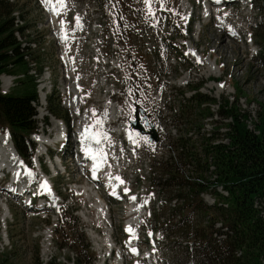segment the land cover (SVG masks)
<instances>
[{"label": "rangeland", "instance_id": "rangeland-1", "mask_svg": "<svg viewBox=\"0 0 264 264\" xmlns=\"http://www.w3.org/2000/svg\"><path fill=\"white\" fill-rule=\"evenodd\" d=\"M8 1L12 3L11 7H14L13 13L16 14L17 11L20 19L23 21L22 24L28 27L23 30L24 34H28V37H22L20 44L25 47L27 46V42L34 39V48L38 49V41H40L39 44L41 45V42L48 40V38L43 37L42 32H37V29L34 27V25L38 24V21L35 22L38 16L36 10H34L37 8V4L34 3V0ZM171 1L175 5L174 1ZM244 1H246L245 9L239 7V5H242L241 3L237 4V7L229 5L226 8H219V10L211 8L210 12H212V14L216 11L217 13L210 15L212 18L209 20V17L205 16L207 14L205 13L206 10L203 12L204 18L200 15V7H194L192 26H194V24H201V31L197 39L193 27L192 30H186L181 26L180 20H182L181 17H183L181 12L182 7H175L173 5V8H167L163 16V19L167 20V25L162 28V32L156 34L157 43L162 44V40L169 48L171 64L166 69L165 75L160 76L158 82H155L157 89L163 91L164 99L153 108L156 109L162 105L167 106V108L164 109L166 114L165 123L171 121V124H175V122H177L181 136H184V138L188 140L189 146L200 156H202L203 147L207 142L215 145L226 144L228 140L226 137V132L228 131L227 124L229 125L232 122L229 117L223 118L218 114L216 104L210 102L200 107L198 103H196V105L195 103H191V95L195 92L192 87H198L200 92L215 98L218 102L224 101L225 97L231 102H236L239 107L238 110L241 108L239 112L247 115V120L244 121V123H246V128L250 131H256L254 130L253 123L264 114V59L259 55L262 49L264 53V12L257 10V3H253L252 0ZM130 2L131 0L125 1L123 4L124 8L121 6L122 11H125V8L130 6ZM132 2L134 8L138 10V16L141 15V12L143 19L145 17L148 19L150 18L151 13L148 11L149 9H154V13L156 14L159 12L160 5L168 4V0H143L141 2L135 0ZM181 2L186 3V0H180V3ZM239 2H241V0H239ZM2 14H4V10ZM224 14H226V17L223 16ZM259 22H263L262 25L254 30ZM184 23H186V21H184ZM245 23L248 26L247 32L246 29H244ZM221 25L225 33L229 31L230 25L243 26V30L246 34L245 36L240 35V38L238 35L234 34V39H228L221 33V29L217 27H222ZM251 26L254 28L252 29ZM138 31L140 33L139 42L141 43V28H139ZM248 32L249 35H247ZM190 42L192 44H190ZM195 45V50L202 52L200 56L211 58L213 61L211 66H213V69H216L215 73L211 71L213 70L212 68L211 70H207L208 66H202L201 63H203V61L197 63V56L190 60L186 57L188 56L190 47L194 48ZM147 48L146 55H144L143 52H140L139 55L142 60L145 62L148 61V68L153 69L159 59L155 52L151 37H148ZM214 48H216V51ZM47 50V53H43L42 55H38V50H33L31 51V56L34 59L36 58L35 61L38 67L50 65L56 68V66L52 65V62L56 60L55 47L52 43L47 45ZM138 52L136 48V58ZM160 64L163 65L161 62ZM14 68L17 69L18 73L16 72V74H13L16 85L14 86L15 88L12 89V94H15L16 90L19 91L21 81L29 79L27 76L21 78L19 74L22 73L24 67L21 66L17 68V66H15ZM44 75H47V71L41 74L38 79H42ZM5 76L4 74H0L1 85L5 83L3 82V80H6V78H4ZM156 96L157 95H154V97ZM53 101L57 103L56 98H54ZM217 101L215 102L217 103ZM35 108L37 111H43V108L39 105H35ZM205 109H208L211 114L203 115ZM182 113H184L183 116L181 115ZM73 114L76 115L75 113ZM51 140H55V138ZM41 149L43 148L41 147ZM166 149L167 147L164 145L163 149H156L154 153L159 156H166L164 151ZM170 153L173 154L174 152L170 149ZM145 162H147L146 157L140 161L141 164ZM187 168L188 166H184V169ZM70 170L68 177L65 175L64 178L57 179L56 183L59 184L61 179H64L63 182H68V184L73 181H79L76 166H73ZM152 170L153 165L151 166L150 173L145 174V178H140L139 185L133 186V190L137 191L139 196L143 195L144 189L152 185V183H150ZM198 174L199 172L197 173V177L199 176ZM203 174L206 178H210L209 168L203 172ZM80 183L83 184V179H80ZM59 187L62 192H60L61 195L63 197H68V199L63 207L60 208L61 213L58 215L56 213H48L43 217L41 215L29 216L22 211L20 206L7 200L8 205H6L10 207V210L9 208L8 210L10 215H12L11 219L9 216L8 219L5 220V222H7V231L4 230V226L6 225H4L1 220V204L5 199L2 196L3 192L0 191V261H3L4 264H47L48 258L53 254V256L67 264H70V262L73 264L77 256L79 257V263L75 262L74 264L89 263L88 260L91 256L87 251V248H89L87 245L88 242L74 227L75 224L70 217L71 209H69V204H73L74 211L77 213L82 214L86 211L79 206V203H84L81 191L77 190L71 192L73 194L72 198V196H67V191L63 190L60 185ZM87 188L91 194H94V191H91L89 186L85 187L84 192H86ZM86 198L89 201L96 202L95 198L88 197L87 193ZM207 198V202L211 203L209 196H207ZM155 199L156 194L152 193L150 201L152 204L154 203L153 218L155 214L159 216L162 215L160 206L163 209L165 208L160 201L155 202ZM159 199L162 198L158 197V200ZM220 205L222 204L220 203ZM262 209L263 211H261L260 215L264 220V202L262 203ZM121 213L123 212L121 211L114 215L113 226L115 223H119V227L121 226L122 223L120 219L124 215ZM78 219L81 220V217ZM162 219L163 218L160 217L159 221L161 222ZM153 221L157 227L162 229L155 218ZM80 223L85 229L89 227L85 222L80 221ZM48 226H51V237L54 240L51 238L48 242H42L41 237L45 236L46 227ZM162 231L165 233L163 229ZM171 234L177 237H174V239L170 241L165 239L161 241L154 240L153 243L156 244L159 251V254L155 255L154 258L160 260L159 262L164 264H181L182 261L186 264L187 258L184 256L185 253L181 255L180 251L183 248L182 243L187 242V238L185 234L181 233L180 229L176 230V227H173ZM114 236H120V233L117 232L116 229H114ZM52 242L54 246L58 248H53ZM85 245L87 248H85ZM140 247L147 250L146 244H140ZM149 247L151 248V245L148 246V248ZM235 256H237V254H235ZM130 257L133 259L136 256L132 255ZM176 259H180V261L177 262Z\"/></svg>", "mask_w": 264, "mask_h": 264}, {"label": "trees", "instance_id": "trees-1", "mask_svg": "<svg viewBox=\"0 0 264 264\" xmlns=\"http://www.w3.org/2000/svg\"><path fill=\"white\" fill-rule=\"evenodd\" d=\"M264 12V0H257ZM11 4L0 1V73L8 71L10 56L7 49H16L17 40L13 35V9ZM4 10V14H2ZM16 51V50H15ZM207 100L200 99L199 104ZM218 114L230 118L226 137L228 144L205 147V154H211L216 168V178L194 184L193 191H210L211 187L221 185L229 193V208L224 214V223L232 233L230 241L220 242L206 233L203 251L217 264H264V220L261 209L254 207L257 200L264 202V114L253 123L254 130L246 128L247 115L240 113L238 105L227 100L218 104ZM33 108L27 98L0 95V122L15 131L30 132L33 123L27 119ZM22 141H17L20 145ZM23 152L25 147L23 145ZM193 204V203H188ZM240 251L236 257L234 251ZM54 261L52 264H55Z\"/></svg>", "mask_w": 264, "mask_h": 264}, {"label": "bare ground", "instance_id": "bare-ground-1", "mask_svg": "<svg viewBox=\"0 0 264 264\" xmlns=\"http://www.w3.org/2000/svg\"><path fill=\"white\" fill-rule=\"evenodd\" d=\"M211 8H215L216 9V6L215 5H213V4H211V3H209L208 4V6L206 7V11H205V13H207L205 16L206 17H210V15H212V12H210V10H211ZM213 11H215V10H213ZM214 13V12H213ZM15 15L16 14H14L13 12H12V16H13V18L15 17ZM205 18V17H204ZM231 32H232V30H231ZM211 36V35H210ZM221 44V43H220ZM38 45V44H37ZM217 47V46H216ZM190 49H193L192 47H190ZM220 49V48H219ZM194 50V49H193ZM214 50L216 51V48H214ZM223 50V49H222ZM192 55L193 56H197L198 57V60L199 61H203V63H205L206 64V67H207V70H211V65H212V60H211V58L210 57H203V56H200L201 54H199V52H193L192 53ZM197 60V59H196ZM197 60V61H198ZM210 60V61H209ZM210 62V63H209ZM215 68V67H214ZM213 69V68H212ZM211 71H213L214 73L216 72V69H213V70H211ZM211 73V72H210ZM1 80V79H0ZM3 82H5V80H3ZM219 87V86H218ZM72 111H73V113H75L76 114V116H79L80 115V113L78 112V110H77V108H73L72 109ZM45 138H43L42 139V141H43V143H41L40 144V146L44 149V146H45V144L46 143H50V142H52V141H55V140H49V141H45L44 140ZM169 147V146H168ZM8 149H9V144H7L6 146H4V145H1V139H0V155L2 156V157H5V154L7 153V151H8ZM1 162V161H0ZM15 168H16V164L14 163V165H13ZM16 170H17V173H19V174H23L22 173V168L20 169V171H18L19 169H17L16 168ZM208 174V173H207ZM27 181L25 180L24 181V184L26 183ZM89 188L91 189V191H94V194L92 193H90L89 192V189L87 188L86 189V193H87V195H88V197H92V198H95V200H96V203L97 204H104V200L98 195V193H97V191L96 190H94V188H92L91 186H89ZM93 189V190H92ZM90 199V198H89ZM208 199V198H207ZM210 200V199H209ZM4 208H5V210L3 211V213H2V216H1V220L2 221H4V224L6 225V223H5V220L6 219H8V217L10 216V212H9V210H8V206L6 205V202H4ZM133 209H134V211L135 212H140L141 211V207H139L138 205H133ZM48 232V230L46 231V233ZM49 233V232H48ZM44 248H45V246H44ZM43 249V248H42ZM42 251V250H41ZM48 254V253H47ZM49 259V258H48Z\"/></svg>", "mask_w": 264, "mask_h": 264}, {"label": "snow or ice", "instance_id": "snow-or-ice-1", "mask_svg": "<svg viewBox=\"0 0 264 264\" xmlns=\"http://www.w3.org/2000/svg\"><path fill=\"white\" fill-rule=\"evenodd\" d=\"M62 6V5H61ZM55 10V9H54ZM88 131V129L86 128L85 129V132H87ZM116 180H118V181H120V183H123V181L122 180H120V177H116ZM42 187L43 188H45L46 190H49L50 191V189H47V185H46V182H44L43 184H42ZM125 191H127V189H125ZM133 199H134V197H133ZM126 231H128L129 233H132L134 230L131 228V227H128V228H126ZM133 251H135V249H133Z\"/></svg>", "mask_w": 264, "mask_h": 264}, {"label": "water", "instance_id": "water-1", "mask_svg": "<svg viewBox=\"0 0 264 264\" xmlns=\"http://www.w3.org/2000/svg\"><path fill=\"white\" fill-rule=\"evenodd\" d=\"M132 125L134 126V127H140L139 125V122L136 120V121H134V122H132ZM141 128V127H140ZM142 132H143V129L141 130ZM152 137H155V135L154 134H152L151 135Z\"/></svg>", "mask_w": 264, "mask_h": 264}]
</instances>
